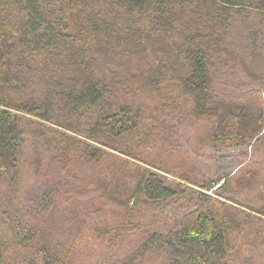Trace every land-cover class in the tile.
Instances as JSON below:
<instances>
[{"label":"rangeland","instance_id":"1","mask_svg":"<svg viewBox=\"0 0 264 264\" xmlns=\"http://www.w3.org/2000/svg\"><path fill=\"white\" fill-rule=\"evenodd\" d=\"M34 1L41 14L57 13L61 2ZM76 5L87 8L97 29L70 46L85 44L81 56L92 63L94 83L100 79L106 86L89 107L80 87L67 95L80 83L72 82L67 62L59 63L65 61L63 42L54 59L33 56L27 67L13 71L15 89L0 87V102L12 109L0 112L15 115L7 143L18 150L2 160L8 177L0 176V264H49L25 245L30 231L46 240L55 264H186L190 247L180 243V234L209 211L228 226L229 264H264V120L254 141L251 132L244 136L236 127L241 139L219 145L210 140L211 118L192 116L190 98L162 90L167 93L160 104L156 95L149 101L151 89L142 97L126 94L125 88H138L142 80L137 84L121 66L151 78L149 63L105 59L95 50L108 37L101 24L122 27L123 12L118 8L105 20L109 0H76L72 16ZM9 8L0 25L16 29L24 15ZM263 18L252 10L230 11L225 46L209 65L212 98L243 107L247 115L258 109L264 114ZM172 96L174 102L166 105ZM116 98L133 106L136 117L112 138L103 127Z\"/></svg>","mask_w":264,"mask_h":264},{"label":"trees","instance_id":"2","mask_svg":"<svg viewBox=\"0 0 264 264\" xmlns=\"http://www.w3.org/2000/svg\"><path fill=\"white\" fill-rule=\"evenodd\" d=\"M41 1L47 3L49 0ZM75 1L61 0L56 6L59 14L48 10L43 14L39 11V15L36 11L38 4L34 0H21L18 5L15 4V0H0V22L5 19V16L1 17L3 11L9 7L24 15L23 22L16 29L13 25H0V87L10 86L9 90L15 89L16 86L11 85L14 83L13 71H17L19 66L27 67L25 65L33 56L54 59V56L61 53L60 47L64 42L65 61L59 63L67 62L70 66L68 70L74 73L72 82L80 83V86L67 91V95L70 96L74 93V88L80 87L83 95L87 96L83 100L85 107L92 106L98 101L103 94L102 88L106 85L100 79L94 83L92 63L83 60L85 55L81 56L82 50L85 51V44L79 42L77 48L70 46L74 43L75 37L96 31L97 22L87 15L85 6L76 5L77 12L72 16L70 6ZM109 2L103 18L113 15L119 8L125 16L126 23L122 27L117 25L109 27L103 22L102 29L108 37L95 47L96 53L105 56V59L106 56H110L118 62L126 58L140 59L149 63V69L153 73V77L147 78L142 70L121 66L137 84L142 80L138 88H125L126 94L142 97L147 89H151L154 92L149 101L156 95L161 104L164 102L160 97L162 93L173 90L178 98L191 99L194 118H211V141L219 145H228L233 138H236L233 141L240 140L241 136L238 135L236 127L244 136L246 130L251 132V140L257 138L263 127L264 114L258 109L253 115H247L243 107L213 99L209 92L211 90L209 65L210 59L219 54L225 46L230 11L252 10L264 16V0H109ZM11 12L15 13L13 10ZM131 17H135L136 21L128 22L127 19L130 20ZM50 20H56L59 25ZM71 25L75 28H68ZM106 74L110 76L113 72L108 69ZM161 78L164 79L163 84L159 81ZM162 90L167 92L159 93ZM109 92H112L110 86ZM116 93L123 95L119 87ZM116 100L117 98L115 102L112 101L113 109L107 116L109 124L105 125L106 128L103 127L112 138L119 136L117 131L121 133L124 122L131 123L136 117L135 114L132 115L133 106L122 99L118 102ZM169 100L166 105L171 106L174 102L173 96ZM0 108L12 111L5 102H0ZM16 112L21 113L18 110ZM14 117L12 113L0 112V176L4 180L8 177L3 168L7 160L4 164L2 160L12 158L14 152L18 151H14V146L7 143L12 133L8 126L12 124L11 120ZM66 169L62 166V170ZM149 175L146 176V180L149 179ZM144 177L145 175L141 176L140 181ZM226 180H222L223 184ZM179 187L185 189V186L180 184ZM5 200L10 201L9 198ZM227 230L228 226L221 222L215 211L201 212L191 219L179 237L183 246L190 247L186 264H229L226 260L224 242ZM26 231L28 230L22 232ZM27 237L26 246L33 247L44 263L55 264L50 257V253L53 255L54 251L48 250L44 238L40 235L37 237L35 233L33 235L31 231Z\"/></svg>","mask_w":264,"mask_h":264}]
</instances>
